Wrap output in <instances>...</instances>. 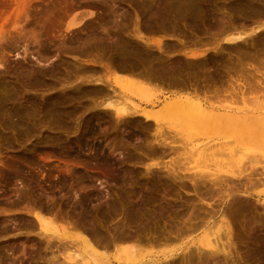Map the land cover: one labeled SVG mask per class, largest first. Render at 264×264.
<instances>
[{"label": "bare ground", "instance_id": "obj_1", "mask_svg": "<svg viewBox=\"0 0 264 264\" xmlns=\"http://www.w3.org/2000/svg\"><path fill=\"white\" fill-rule=\"evenodd\" d=\"M77 1L55 0L51 3L50 0H41L43 7L35 9V13L31 14L28 9L31 7L29 4L31 0H0V40L4 37V23L7 20V15L3 16V11L8 7H11L12 20L7 33L22 39L21 50L13 53L17 61L12 66L3 55L0 56V141L7 139L9 133L15 137L25 136L28 132L35 133L41 127H45L43 130L59 128L65 118L76 114V110H72L73 102L83 96H86L84 102L91 103L88 112L97 108L99 115L104 118L111 113L114 115L117 120L115 131L119 124L128 118L143 119L142 126L145 132L152 128L150 127L152 124L153 129L156 128L160 115L165 113L178 117L176 121L185 117L191 123L195 120L189 116L195 115L198 120H204L201 125L203 129L200 127L201 131L204 130V126L210 124H204L208 119L213 120L212 125L216 123L217 127L223 125L222 121L234 119L233 123L224 127L231 132L232 140L224 139L223 142H217L213 139L191 145L186 152L187 156L180 157L182 165H179V168L169 167L170 169H166L160 176L156 174L152 176L154 173L148 171L151 169L148 166L149 169L146 168L144 174L151 176L150 178H145L139 187L120 188L117 199L106 202L103 206L98 203L89 209L92 200L90 195L79 197L75 202L84 217H78L80 220L75 221L73 216L64 214L72 219L68 220L73 221L70 224L75 229H82L86 233L73 232L70 227L64 225L58 228L53 223L55 218L50 217L51 207L37 199L31 200L28 186L34 180L31 174L24 175V168L33 161V153H24L9 160L0 158V186H10L14 179L26 183V187L19 190L13 185L9 187L10 192L16 193V198L3 204L7 203L8 206L10 203L9 206H15L27 200V204H31H28L26 211L32 215L34 221L27 219L24 225L27 229H38V238L29 239L32 248L34 247L26 256L30 262L23 260L20 262L92 264V261H96L101 264H123L124 261L136 259L135 253L140 244L159 245L181 240L179 247L174 249L169 247V250H163L140 264H227L226 258L231 256L228 249L231 227L236 225L253 233L252 257L260 261V264H264V191L258 189L264 186V158L262 159V155L259 154L253 155L257 151L249 149L251 158H247L245 156H249L248 150H244V145L248 142L264 148V112L219 114L204 107L197 95L189 93L190 90L182 92L183 89L191 88L194 81L199 79L195 78L191 84L193 76H205L208 80H213H210V83H213L216 79L223 81L224 75L228 76V79H235L237 73L234 72L236 69L238 72L242 64L245 68L240 72L246 71L244 74L248 71V74L250 71H258L259 67L262 70L264 0H85L88 13L77 16L62 29L49 25L52 19H61L68 12L77 10L81 6ZM96 11L98 16L93 21L89 23L88 20L83 21L84 17L93 16ZM31 16L36 28L26 30L25 22ZM249 23L254 26L252 33L247 36L246 29ZM75 27L76 33L73 32ZM68 33L71 34L67 35ZM148 35L150 37H146ZM220 40L227 46L218 45ZM28 43L35 45L34 51L29 52ZM210 44H214L210 51L201 49L198 52L197 49L195 52V48L194 52H191L189 49L204 48ZM31 53L35 55L30 56ZM85 55L88 59L82 60L81 57ZM224 55L230 57L226 58ZM67 56L72 58L69 59ZM29 57L33 62L28 60ZM102 71L116 73L120 77L124 76L123 78L130 76L134 79H153L155 82H162L172 91L160 109L115 107L113 99H116L117 93L111 81L101 76L104 73ZM231 72L235 74L234 77ZM240 72L238 75L241 77L244 74ZM253 75H249L251 78L249 76L248 78L253 79ZM245 77L247 75H244L243 80L248 79ZM254 77L256 79V76ZM230 79L227 83L233 82ZM259 79L257 78L255 82L260 85ZM202 81L206 82V79ZM216 82L214 85L211 83L212 86L218 85ZM248 82L245 81L244 84L247 85ZM255 82L250 83V86ZM227 83L224 86L227 87ZM56 84L61 87L56 88L55 92L44 93L52 90ZM137 84L139 86L136 88L145 87L139 81ZM220 86L218 85V88ZM228 87L231 88L230 85ZM191 90L193 93L192 88ZM30 91L41 93L39 96H36L37 93L31 94L30 97L26 96ZM260 91L264 93L263 89ZM261 92L259 94L264 98ZM214 93L212 92L213 95L210 93L212 100L218 94L223 96L222 92ZM229 93L231 96L233 91ZM210 95L207 98L209 100ZM225 96L226 93L223 97ZM79 116L80 114H77L76 118ZM209 116L211 118H207ZM91 118L92 116L86 115L84 119H79V123L83 120L85 124L83 136L91 142L86 139L82 142L77 138L75 140L77 147L74 148L68 146L65 140L58 138H55L58 140L55 143H47L54 138L45 136L36 149L55 156L63 170L76 176L79 183L92 180L105 182L106 174L100 171L99 167H107L111 161V154L125 143L124 141L120 145L123 140L112 142L108 145L109 154L105 153L100 144L92 142L98 135V130L91 124ZM210 131L216 130L210 128ZM154 133L158 131L152 132ZM161 133H165V137L166 135L172 137L171 134H166L168 133L166 130ZM158 134L156 137L154 135L153 140V137H150L151 140L144 138L146 142L135 143L133 146L131 143H127L131 146L125 143L129 147L123 148L127 151L123 160L134 159L139 163L146 156L164 158L180 148L178 146L182 142L178 137L176 140L179 142L169 140L170 137H166L167 140L165 137L159 138ZM256 149L257 146L254 150ZM190 163H193V166L191 165L193 168L203 167L207 170L193 171L192 167L186 166ZM123 172L129 173L128 170ZM68 178L67 175L63 176L61 182L66 183ZM177 189L194 195L197 202L186 196L187 205L178 208V205L165 197L178 194ZM5 211L9 215V210L0 207V213ZM111 212H117L120 217L104 232L97 226L85 224L87 218ZM159 219L164 220L168 235L163 239L156 238L157 236L147 237L143 229L155 224ZM15 229L18 230L16 223L9 227L3 220L0 236ZM67 248L69 252L65 255L64 251ZM99 250L114 253L112 256H103ZM15 251L17 249L14 244L0 243V264H15L12 257H17ZM17 252L22 256L26 255L23 251ZM60 253L61 256L64 254L62 256L64 260L60 259ZM179 257L181 260L177 263ZM98 258L100 261H97Z\"/></svg>", "mask_w": 264, "mask_h": 264}, {"label": "rangeland", "instance_id": "obj_2", "mask_svg": "<svg viewBox=\"0 0 264 264\" xmlns=\"http://www.w3.org/2000/svg\"><path fill=\"white\" fill-rule=\"evenodd\" d=\"M55 0H50V2L52 3ZM77 2H79L81 4V6L72 12H68L63 18L61 19H52L51 23H49L50 26H52L53 28L56 29H62L69 21H72L73 19H75L77 16L81 15V14H85L88 13V7L85 6L84 2L85 0H78ZM31 4V7H28L29 11L31 12V14L35 13V9H40L41 7H43V3L41 2V0H31V2L29 3ZM120 6H125L128 7L125 4H120ZM11 7L5 8V10L3 11V16L7 15V20L4 23V37L0 40V56H4V58L7 60V63L9 65H13L17 59L14 58L13 53L14 52H18L21 50V45H22V39L14 34H8L7 30H8V26L10 21L12 20L11 17ZM98 16V11H96V14H94L93 16H88V17H84L83 21H87V23L93 21L96 17ZM29 20L27 22H25V29L29 30L32 28H36L34 21H33V17L31 16L30 18H28ZM82 21V22H83ZM86 24V23H85ZM250 24V23H249ZM251 25V26H250ZM248 25L249 29H246V35L249 36L252 33L253 30V26L252 24ZM73 32L76 33L77 27L73 28ZM79 31V28H78ZM245 31V30H244ZM249 33V34H248ZM71 33H68L67 35H70ZM245 35V36H246ZM146 37H150V35L146 36ZM153 36H151L152 38ZM154 38V37H153ZM152 38V39H153ZM248 38V37H247ZM223 45L225 46L226 44L223 43L222 40L219 41L218 45ZM225 44V45H224ZM212 45L214 44H210L207 46L203 47H190V51L194 52L193 49L195 50V52L198 49V52L201 49H208V51H210V48L212 47ZM227 46V45H226ZM225 46V47H226ZM28 50L29 52H32L35 50V45L33 43H28ZM226 50V48H225ZM228 50V49H227ZM31 55H35V53H31L29 54ZM182 55L184 56V54L182 53ZM181 55V56H182ZM69 59H71V56H67ZM224 57H230L229 55ZM82 60H86L88 59V57L82 56L81 57ZM28 60H31L33 62V59L31 57H29ZM242 68H245V65H241ZM262 67V66H261ZM238 69L240 72L243 69ZM260 68V67H259ZM259 68L258 71H250V73L248 74H244V72H240L242 73V75L244 74L245 76L247 75L248 78L249 75H253V79H247L245 81H249L248 83H246L247 85L244 84V75L243 76H239L238 72L235 70L234 73H237L236 76L234 77V73H230L232 75V77H234L235 79H230V81L232 80L234 83H239V85H241L239 87V85L237 84H231L233 82H228V76L224 75L223 76V81H220L218 79L214 80L216 82V84H218L220 86L218 88V85L212 86V84L214 85L215 82H211L210 80H208L207 77H203L202 75L199 76H193L191 77L193 80H191V84L192 81L196 80L197 78H199L197 81H194L195 83L192 84L191 88L193 89V93L191 92V88L185 90L183 89L182 92H189L188 90H190L189 93H191V95H197L199 101L201 103H203L202 105L206 108H208V110H212L213 112H218L220 113H228L230 115H234L237 113H253V112H264V98L263 96H261L259 93L261 92L260 90L263 89L264 91V66L263 68H261L262 70H260ZM262 71V72H260ZM104 72V71H102ZM101 73V72H100ZM252 73V74H251ZM261 73V74H260ZM238 75V76H237ZM101 76L103 78L107 77L111 83L114 85L115 91H116V99H113V103L114 106L117 107H138V108H143V109H160V107H162L166 101L168 100L167 96L170 95L172 89L166 87V85L164 86V84L162 82L158 83V81L155 82V80H148V79H134L133 77L130 76H125V78H123L124 76L121 75L118 76L116 75V73H112V72H104L101 74ZM201 76V79H200ZM256 76V79L255 77ZM259 76L261 79H259ZM130 77V78H127ZM238 77V78H237ZM250 77V76H249ZM196 78V79H195ZM240 78V79H239ZM242 78V80H241ZM251 78V77H250ZM257 78L259 79V82L263 81L262 83L260 82V85L257 84V82H255L257 80ZM202 79H206L205 81H202ZM263 79V80H262ZM135 80V81H133ZM137 80V81H136ZM142 83L145 87L142 88H136L137 86H139L137 83ZM154 81V82H153ZM213 81V80H211ZM255 82V84H257L259 87H261L262 89H260L257 85L255 86V84L253 83L252 85L255 86L254 88H252L253 86H250V83ZM209 82V83H208ZM162 83V84H161ZM225 83V84H223ZM227 85L231 88H229L228 86H224ZM211 84V85H209ZM243 84V85H242ZM141 85V84H140ZM235 87L233 88L232 87ZM142 86V85H141ZM196 86V88H195ZM198 86V87H197ZM61 87L60 85L56 84L54 87H52V90H49L47 92L44 93H50V92H55V89ZM222 87V88H221ZM225 87V88H224ZM246 87V88H245ZM249 87V88H248ZM251 87V89H250ZM256 87L257 91H256ZM171 90H168V89ZM224 88V89H223ZM245 88V89H244ZM167 89V90H166ZM207 89V91H205ZM222 89V90H221ZM260 89V90H259ZM185 90V91H184ZM195 90V91H194ZM204 90V91H203ZM219 90V91H218ZM221 90V91H220ZM197 91V92H196ZM225 91V92H224ZM229 91H233V94L230 93L228 94ZM210 93L212 94V92H222L223 96L224 93H226V96H219L221 94H218L216 97L215 95L217 93H214V101L211 99L213 97H211L210 95V99L209 100L207 98H209V95H207ZM33 93H37L36 96H39L41 92H33L30 91V93H26V96L30 97L31 94ZM262 95H264L263 92H261ZM166 94V95H165ZM55 95V94H54ZM207 95V96H206ZM213 95V94H212ZM228 95V96H227ZM219 96V97H218ZM86 96L83 97H79L78 99H76L73 104L74 107L72 108V110H76V114L75 115H70L68 118H65L63 120V122H61V126L59 128H55V129H46L43 130L45 127H41L39 128L35 133H27L25 136L22 135H17V136H12L10 133L7 134V139L5 140H1L0 143L2 145H0V158L2 160H9V159H15L18 156L27 153H33V161L26 165L24 168V175H29L31 174L33 177L32 179L34 181H32L29 184V192L31 194V200L34 201L35 199L41 201L42 203H44L45 205L47 204L48 206L51 207L52 211H51V215L50 217L53 219V223L55 226H57L58 228L63 227V225L67 228L70 227V229L74 232H80V233H86L84 230H78L75 229L73 227L72 224L73 221H69L72 219L67 218L66 214H69L70 216H73V219L75 221L80 220V218L78 217H84V214L82 212V210L79 208V206L77 205V203L75 202L76 200L79 199V197L89 194L91 197V203H90V208L91 209L94 205L100 203L101 206L104 205V203L106 202H111L112 200L117 199V195L120 193V188L122 187H139L148 177V175L146 176L144 174V172L146 173V168L149 169L148 171L154 173L152 174V176L156 175H161L163 172H165L166 169H170L171 167L174 168L176 166H178V168L182 165H180V163H183V161L181 160V158L187 156V150L188 148L192 147L194 144L198 143V142H202V141H211L214 139V141L217 142H223L224 139H230L232 140L231 137V132L227 131L224 127H226L227 125H230L231 123H233L232 121H234V119L231 120H226V121H222L221 123L223 125L218 126L216 125V123L214 125H212L214 122L213 120H209L204 122V124L210 123L207 126H204V130L201 131L200 127L203 124L202 121L204 120H198V118L193 115V116H189L194 118L195 121L188 122L185 117H181L180 120L176 121L178 119V117L175 116H170L167 113H165L164 115H160V121L158 123V125L160 127H158V125L156 126V128L153 129V125L150 126L152 128L148 130L149 132H147V130H145L144 132V128L142 125H144V121L143 119L139 120L140 118H134V119H126L124 120L123 123H120L117 131H115V125H117V120L115 119L114 115L111 113L109 116H106L105 118L102 117L101 115H99V111H97V108H94L93 110H91V112H88L87 109L90 108L91 103L89 102H84L83 100L85 99ZM115 98V97H114ZM220 101H219V99ZM223 98V99H222ZM215 99H217V101H215ZM212 102V103H211ZM263 103V104H262ZM222 104V105H221ZM260 104L263 106L262 109L260 107ZM156 107V108H155ZM239 109V110H238ZM80 114L79 118H76V115ZM86 115L92 116L91 118V124L98 130V135L96 136V138L92 141L95 142L96 144H100L103 148V151L107 154H109V149H108V145L115 143V142H119V140H123V142L121 143H131V145L133 146V144L138 143L139 142H146L144 140L148 138V140L152 138V140L156 137V134L159 133V130L161 132H164L166 130V134H171L172 137L166 135V137H170L169 140L171 139L172 141H175L178 137V140L180 142H182V144H180V148L176 149L177 151L164 156L163 157H150V156H146L143 157V159L137 163V161L134 159H132L133 161H124L123 157L124 155H126L127 151L126 149L123 150V148L129 147L127 145H125V143L123 144L124 146L120 147V149H118L117 151H115L113 154H111V161L108 163V166H101L100 171L104 172L106 174V181H102L101 183H99V180H92V181H85L86 183H79V179H77L76 176L71 175L66 173L62 166L61 163L57 162V160L55 159L56 157L53 156L52 154H48L46 153L44 150H36L38 147V145H40V140H42L43 137L48 136L52 139L51 141L47 142V143H55L56 141H58L55 138H58L60 140H65V142L67 143L68 146L70 147H74L76 148L77 145L75 143V140L77 138H80L83 141L88 140L87 138H85L83 136V125L84 122L83 120L80 121L79 123V119L80 118H85ZM159 116V115H158ZM100 117L101 119L99 120ZM180 118V117H179ZM207 118H211L210 116ZM143 121V122H142ZM198 122V123H197ZM228 122V124H226ZM230 122V123H229ZM79 123V128H77V125ZM186 123V124H185ZM226 125H225V124ZM197 124H200V126H198ZM211 125V126H210ZM154 126V127H155ZM162 126V127H161ZM160 128L159 130L157 129ZM203 129V126L201 127ZM211 130H215L217 131H210ZM213 128V129H212ZM164 129V130H163ZM225 129V130H224ZM41 130H43L42 132H40ZM158 131V133H154L152 134V132ZM159 133L157 136H159V138H164L165 137V133ZM180 132V133H179ZM149 137H148V135ZM183 133L185 135H183ZM164 134V135H163ZM147 135V137H146ZM155 135V137H154ZM84 137V138H83ZM118 140H117V138ZM151 137V138H150ZM164 138L167 140V138ZM231 137V138H230ZM120 138V139H119ZM122 138V139H121ZM125 138V139H124ZM175 138V139H174ZM174 139V140H173ZM177 141V140H176ZM177 141V142H179ZM227 141V140H226ZM225 141V142H226ZM91 142V141H89ZM176 142V143H177ZM190 142V143H189ZM230 142V141H229ZM187 143V144H186ZM137 144V145H138ZM177 144V145H179ZM258 144V142H257ZM136 145V144H135ZM182 145V147H181ZM192 145V146H191ZM247 145H251L253 146L251 148V146H247ZM256 145V144H255ZM257 146V149H255V147ZM254 146V144H250L249 142L244 145V150H253L255 152L253 155H262V159L264 158V148L262 147H258L260 146L259 144ZM125 147V148H126ZM122 148V149H121ZM254 148V149H253ZM261 148V149H259ZM128 150V149H127ZM130 150V149H129ZM137 150V149H136ZM247 151L249 153V156H245L247 158H251L250 157V151ZM133 152V150H131ZM245 151V152H246ZM252 151V152H253ZM121 152V153H120ZM130 151H128V153H132ZM135 152V151H134ZM133 152V153H134ZM186 153V154H185ZM247 153V154H248ZM182 154V155H180ZM252 155V153H251ZM252 155V156H253ZM178 157V159H177ZM181 157V158H180ZM255 157V156H254ZM258 157V156H257ZM180 160L181 162L177 161ZM264 160V159H263ZM261 162V160H260ZM156 167H155V165ZM180 165V166H179ZM193 163H190L187 166V168L192 167ZM149 166V168H148ZM168 167V168H167ZM170 167V168H169ZM205 167V166H204ZM193 168V167H192ZM134 169V170H133ZM153 169V170H152ZM164 169V171H163ZM200 169L201 172H204L207 170V168H193L192 170L196 172ZM209 169V168H208ZM123 170H128V174L123 172ZM146 170V171H145ZM69 176V178L67 179L66 183H62L61 179L63 176ZM150 176V175H149ZM151 177V176H150ZM148 177V178H150ZM156 177V176H155ZM152 177V178H155ZM16 187L18 190L19 189H23L24 186L26 187V183L23 182L22 180H13L12 183L10 184V186H0V189L3 190V193L0 194V207H5L6 210H9V215H7L6 211L4 213H0V228L2 226L3 220L6 222V225L9 227H13L14 223H16V226L18 228L15 229L14 231H11L9 234H6L4 236H0V243L1 244H14V246L16 247L17 251H23L26 255L22 256L21 253L15 251L16 256H12L13 259L15 260V264H23L20 262V260H23L25 262H30L29 259L26 258V256L29 254V252L31 250L34 249V247L32 248L31 246V241L29 239H33V238H38L37 234H38V229L37 228H28L27 226L24 225L25 220H32L34 221V218L32 217L31 214L27 213L26 211V207L28 206L27 204V200L25 201H21L19 202L17 205L15 206H6V204H3V202H7V201H14V199L16 198V193L10 192L8 190L9 187L11 186ZM176 187V186H174ZM259 190H263L264 191V186H260L258 187ZM178 194L175 195H166L165 197L167 199H169V201L171 203H175L176 205H178V208L180 207H185L187 205V201L186 196H188V198H190L192 201L197 202V199L195 198L194 195L190 194V193H185L182 189H177ZM98 196V198H97ZM161 198V197H160ZM183 201H185V204H183ZM65 202H67V204H65ZM31 204V203H30ZM29 204V205H30ZM75 207V209H73V207ZM66 213V214H64ZM62 214V215H61ZM64 214V215H63ZM52 215L54 217H52ZM56 215V217H55ZM59 215V216H57ZM66 215V216H65ZM95 215V214H94ZM65 216V218H64ZM89 216V215H88ZM62 217V218H61ZM120 217L119 214H117V212H111L109 214H99V215H95L93 217L87 218V220L85 221V224L88 225H93V226H97L99 228L100 231L104 232L106 229L110 228L111 226H113V224L115 223L116 220H118V218ZM14 218V219H13ZM69 219V220H68ZM66 220L68 222H66ZM165 220H167L165 218ZM16 221V222H14ZM20 226V227H19ZM72 226V227H71ZM17 230V231H16ZM168 228L164 223V220L159 219L155 224L148 226L146 228L143 229V233L147 236V237H152V238H161L163 239L164 237H166L168 235ZM201 232H197V234H200ZM14 234V235H13ZM253 233L250 232L248 229H242V227L240 226H236L233 225V227H231V234H230V240H229V245L230 247L228 248L229 251L231 252V256L226 258V263L227 264H260V261L256 260V258L252 257L251 254V250L254 247V243H253ZM181 240H177L174 243L171 241L168 242V244H166L167 242H165V244L162 243H158L159 245L154 244V245H150V243L147 244H140V246H137V251L135 253V255H137V257H135L136 259L134 260H128V261H124L123 264H140L143 261H147L148 259H151V257L156 256L159 252L161 253V251L163 252L166 250H169L168 248L170 247V249H174L177 248L181 245ZM69 248L65 249L64 254L68 253ZM99 252L101 254H103V256H112L114 252L112 251H108L106 253H108L106 255L105 251H100ZM62 253V256L64 255ZM67 255V254H65ZM61 256V253L59 254V257ZM60 257V259L62 260L64 257ZM24 258V259H23ZM59 259V260H60ZM60 260V261H61ZM64 260V259H63ZM181 260V257H179L176 262L178 263V261ZM97 261H100V259L98 258ZM96 262V261H95ZM94 261H92V264H101ZM6 264V263H3ZM151 264V263H148ZM179 264V263H178Z\"/></svg>", "mask_w": 264, "mask_h": 264}]
</instances>
